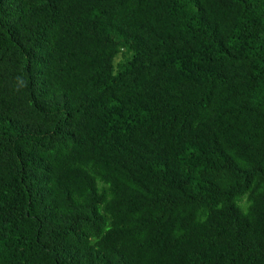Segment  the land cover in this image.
<instances>
[{"label": "trees", "instance_id": "trees-1", "mask_svg": "<svg viewBox=\"0 0 264 264\" xmlns=\"http://www.w3.org/2000/svg\"><path fill=\"white\" fill-rule=\"evenodd\" d=\"M0 264H264V0H0Z\"/></svg>", "mask_w": 264, "mask_h": 264}]
</instances>
